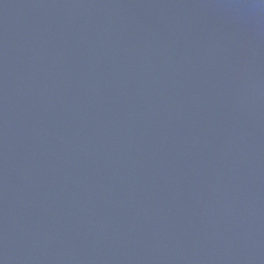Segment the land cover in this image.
Wrapping results in <instances>:
<instances>
[{
  "label": "water",
  "instance_id": "1",
  "mask_svg": "<svg viewBox=\"0 0 264 264\" xmlns=\"http://www.w3.org/2000/svg\"><path fill=\"white\" fill-rule=\"evenodd\" d=\"M0 264H264V0H0Z\"/></svg>",
  "mask_w": 264,
  "mask_h": 264
}]
</instances>
